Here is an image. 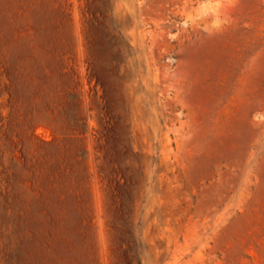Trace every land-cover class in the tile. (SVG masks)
I'll list each match as a JSON object with an SVG mask.
<instances>
[{"label":"rangeland","instance_id":"rangeland-1","mask_svg":"<svg viewBox=\"0 0 264 264\" xmlns=\"http://www.w3.org/2000/svg\"><path fill=\"white\" fill-rule=\"evenodd\" d=\"M0 264H264V0H0Z\"/></svg>","mask_w":264,"mask_h":264}]
</instances>
